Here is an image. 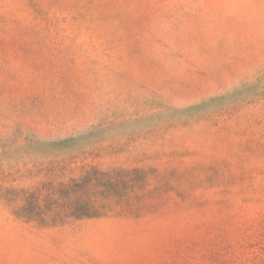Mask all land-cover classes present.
<instances>
[{"label":"rangeland","instance_id":"1","mask_svg":"<svg viewBox=\"0 0 264 264\" xmlns=\"http://www.w3.org/2000/svg\"><path fill=\"white\" fill-rule=\"evenodd\" d=\"M0 264H264V0H0Z\"/></svg>","mask_w":264,"mask_h":264}]
</instances>
